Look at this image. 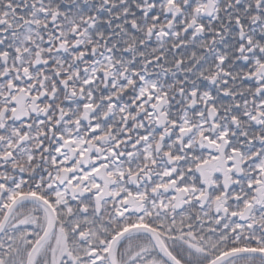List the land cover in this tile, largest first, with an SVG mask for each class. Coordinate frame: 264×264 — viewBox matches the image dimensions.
<instances>
[{
	"label": "snow or ice",
	"instance_id": "1",
	"mask_svg": "<svg viewBox=\"0 0 264 264\" xmlns=\"http://www.w3.org/2000/svg\"><path fill=\"white\" fill-rule=\"evenodd\" d=\"M0 264H264V0H0Z\"/></svg>",
	"mask_w": 264,
	"mask_h": 264
}]
</instances>
